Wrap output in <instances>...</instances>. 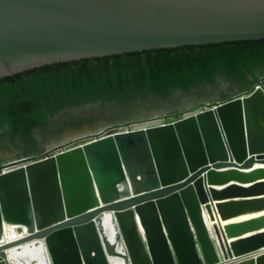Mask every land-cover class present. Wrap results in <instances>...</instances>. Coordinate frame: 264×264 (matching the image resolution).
<instances>
[{
  "label": "water",
  "instance_id": "1",
  "mask_svg": "<svg viewBox=\"0 0 264 264\" xmlns=\"http://www.w3.org/2000/svg\"><path fill=\"white\" fill-rule=\"evenodd\" d=\"M263 37L264 0H0V79ZM216 81L188 95L97 100L56 113L51 135L105 125L60 151L0 163V238L5 225L22 234L0 242V264H183L185 251L187 264H264V76L223 100L229 82ZM188 98L197 99L196 113L166 115ZM205 213L217 221L212 229Z\"/></svg>",
  "mask_w": 264,
  "mask_h": 264
},
{
  "label": "trees",
  "instance_id": "2",
  "mask_svg": "<svg viewBox=\"0 0 264 264\" xmlns=\"http://www.w3.org/2000/svg\"><path fill=\"white\" fill-rule=\"evenodd\" d=\"M263 76L264 37L45 65L0 79V139L25 155L38 154L36 133L47 134L49 120L66 107L168 99L217 77L249 92Z\"/></svg>",
  "mask_w": 264,
  "mask_h": 264
},
{
  "label": "bare ground",
  "instance_id": "3",
  "mask_svg": "<svg viewBox=\"0 0 264 264\" xmlns=\"http://www.w3.org/2000/svg\"><path fill=\"white\" fill-rule=\"evenodd\" d=\"M198 97V96H197ZM179 98V96H177L176 97V99H178ZM199 98V97H198ZM197 112V110L195 111V112H193V113H189L188 115H190V114H194V113H196ZM188 115H183V116H188ZM163 122H161V121H148L147 123H145V124H142V125H137L135 128H140V127H159V125L160 124H162ZM105 125V123L104 122H100V123H97V124H95L92 128H84L82 131L81 130H75V131H73V130H69V131H65L63 134H61V135H57V134H53V136L50 134L49 136H48V141H54L55 143H60L61 141V139H62V136H63V138L65 139V141L67 140V142H71V141H73L74 139H77V138H83V137H90V136H93V135H96V134H99L100 133V131L102 130V127H103V125ZM103 131V130H102ZM59 136V137H58ZM54 137H58L56 140H55V138ZM60 141V142H59ZM53 142V143H54ZM51 144V143H50ZM62 146H64V145H62ZM62 146H58V148H61ZM5 147H7V148H9L13 153H14V151H13V149L12 148H10V147H8V145H6ZM61 150V149H60ZM60 150H58V151H60ZM50 153H52V152H50ZM2 153L0 152V155H1ZM4 155H6V156H8L6 153H4ZM3 158V157H2ZM18 160V159H17ZM16 159H14L13 161H10V162H8L7 164H5V165H8V164H14V163H16V161H17ZM11 167H13V166H11ZM22 169V166H20V167H17L16 168V170L17 171H19V170H21ZM7 170H9V169H4V171L6 172ZM14 171V170H13ZM7 173V172H6ZM259 214H256L255 216H253V217H256V216H258ZM249 216H251V215H249ZM252 217V218H253ZM240 218V217H239ZM236 219H238V218H236ZM236 219H233V220H236ZM249 219H251V218H249ZM233 220H228V221H226V222H221V225L223 226L224 224H226V223H232V222H236V221H233ZM245 220H247V219H245ZM206 221V220H205ZM242 221H244V220H242ZM217 223V221H215L214 223H211L210 225H208V221H206V224H207V226H208V228H210V229H212V227H213V225L214 224H216ZM188 226H190V228H189V232H190V230L192 231V234H193V230H192V228H191V225L189 224V222H188ZM20 227L19 226H17V225H5L4 226V234L2 235V238H0V242H10V241H14V240H17V239H19L21 236H22V234L21 233H17L16 232V230L17 229H19ZM21 229H22V232L23 233H25V228L24 227H21ZM164 231H165V234H166V236L168 237V239H170V238H176V233H174V232H172V230L168 227V226H166V225H164ZM179 237L180 238H182L181 237V234H179ZM195 249H196V253H197V255L198 256H200V253H199V248L197 247V245H195ZM259 252H263V250H260ZM185 253H186V258L185 259H183V264H187L188 263V257H189V254L187 255V252L185 251ZM251 256V255H250ZM245 256H242L240 259H243ZM238 261V260H237ZM10 264H18V263H16V262H9ZM231 263H232V261H231ZM20 264V263H19ZM34 264H38L37 262H35Z\"/></svg>",
  "mask_w": 264,
  "mask_h": 264
},
{
  "label": "rangeland",
  "instance_id": "4",
  "mask_svg": "<svg viewBox=\"0 0 264 264\" xmlns=\"http://www.w3.org/2000/svg\"><path fill=\"white\" fill-rule=\"evenodd\" d=\"M235 89H237V91H235ZM224 91L227 92V93L230 92L232 94H234L236 92H240L238 87H236V86H228V87L225 88ZM187 95H188V92H187ZM225 95L224 94H219L220 99L221 100L223 98L225 99ZM202 98H205V96L203 95ZM196 100L188 98L187 100L183 101V104L185 105V107H184L185 109L179 110V108H178L177 110H175L173 112H169L166 115H177L179 113H183L184 115H188L189 113H193V112H195L196 110L199 109L198 108V103L196 102ZM202 100H204V99H202ZM158 121L162 122V119H160ZM54 126H52V127L56 128L58 126V123L54 124ZM49 135H50L49 132L47 134H45L44 136L40 132L36 133V137L40 141V150H39L38 154L42 155V154H45L47 152H56V151L60 150V148H58V146L67 145V143H68L67 140L65 141L64 138H62L60 140L61 142L59 141L60 143H55L54 141H48L47 139H48ZM58 137H54L55 140ZM4 144L5 143L3 142V140H0V152L2 153L0 155V163L3 162V161L8 163L10 161H13L14 159L17 160V159H20L22 157H29V156L33 157V155H35V154H33V155H25L22 150H20V149L16 148L15 146H12L10 144V146H11L10 148L14 149L13 150L14 153H13L9 148L5 147L6 145H4ZM4 153H6L8 156L4 155ZM7 163H4V164H7ZM253 216H255V215H253ZM253 216L252 215L251 216L248 215V216L240 217V218H238L236 220H233V221H242V220H245V219L252 218ZM205 220L208 221V225H210L211 223H214V220L212 221L207 213H205ZM16 232L18 234L21 233V232L18 231V229L16 230Z\"/></svg>",
  "mask_w": 264,
  "mask_h": 264
},
{
  "label": "flooded vegetation",
  "instance_id": "5",
  "mask_svg": "<svg viewBox=\"0 0 264 264\" xmlns=\"http://www.w3.org/2000/svg\"><path fill=\"white\" fill-rule=\"evenodd\" d=\"M216 80H217V78H216ZM216 83H218V81H215ZM229 86H230V84H229ZM235 91H237V89H235ZM219 94H226L225 95V98H227L228 96H230V95H232V93H227V92H225L224 90H221L220 91V93ZM49 126H50V128L52 127V126H54V124L53 123H51L50 121H49ZM55 127V126H54ZM54 127H52L50 130H49V134H50V132H51V130L52 129H54ZM0 140H3V142L5 143V142H8L5 138H3V139H0ZM9 143V142H8Z\"/></svg>",
  "mask_w": 264,
  "mask_h": 264
}]
</instances>
